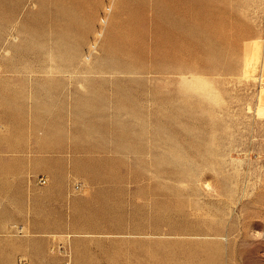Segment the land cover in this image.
I'll return each instance as SVG.
<instances>
[{
  "label": "rangeland",
  "instance_id": "obj_1",
  "mask_svg": "<svg viewBox=\"0 0 264 264\" xmlns=\"http://www.w3.org/2000/svg\"><path fill=\"white\" fill-rule=\"evenodd\" d=\"M66 88L127 152L125 235L84 259L264 264V0H0V142Z\"/></svg>",
  "mask_w": 264,
  "mask_h": 264
},
{
  "label": "crops",
  "instance_id": "obj_2",
  "mask_svg": "<svg viewBox=\"0 0 264 264\" xmlns=\"http://www.w3.org/2000/svg\"><path fill=\"white\" fill-rule=\"evenodd\" d=\"M67 81L63 86H70ZM61 93L59 102L33 105L61 110V117L18 120L28 128L15 141L0 142V264H95L84 259L93 240L125 235V223L107 224L108 215L118 220L125 206V143L106 142L96 126L78 139L75 91ZM39 177L46 183L39 185Z\"/></svg>",
  "mask_w": 264,
  "mask_h": 264
},
{
  "label": "built area",
  "instance_id": "obj_3",
  "mask_svg": "<svg viewBox=\"0 0 264 264\" xmlns=\"http://www.w3.org/2000/svg\"><path fill=\"white\" fill-rule=\"evenodd\" d=\"M38 183L41 184V185H43V184L46 183V179L43 178V177H40L38 179ZM17 264H26V263H25V261L23 259H19L18 262H17ZM64 264H70L69 260L65 261Z\"/></svg>",
  "mask_w": 264,
  "mask_h": 264
},
{
  "label": "bare ground",
  "instance_id": "obj_4",
  "mask_svg": "<svg viewBox=\"0 0 264 264\" xmlns=\"http://www.w3.org/2000/svg\"><path fill=\"white\" fill-rule=\"evenodd\" d=\"M259 43H260V42H259ZM253 44H254V43H253ZM260 44H261V43H260ZM246 46H247V45H246ZM252 46L254 47V45H252ZM260 47H261V45H260ZM246 48H247V47H246ZM252 49H254V48H252ZM252 49H251V50H252ZM251 52H252V51H251ZM255 52H258V51H255ZM255 52H254V53H255ZM259 52H260V51H259ZM255 54H256V53H255ZM255 54H254V55H255ZM252 55H253V54H252ZM254 55H253V58H254ZM256 58H257V57H255V59H256ZM251 59H252V56H251ZM257 59H258V58H257ZM257 59H256V61H257ZM249 60H250V57H249ZM249 60H248V61H249ZM253 60H254V59H252L251 61H253ZM251 61H249L248 63H254V62H251ZM257 62H258V61H257ZM252 66H253V65H252ZM254 75H255V74H254ZM252 76H253V75H252Z\"/></svg>",
  "mask_w": 264,
  "mask_h": 264
}]
</instances>
